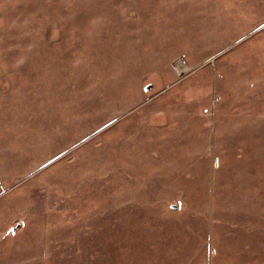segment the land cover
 I'll return each mask as SVG.
<instances>
[{"label":"rangeland","instance_id":"rangeland-1","mask_svg":"<svg viewBox=\"0 0 264 264\" xmlns=\"http://www.w3.org/2000/svg\"><path fill=\"white\" fill-rule=\"evenodd\" d=\"M0 264H264V0H0Z\"/></svg>","mask_w":264,"mask_h":264},{"label":"water","instance_id":"water-1","mask_svg":"<svg viewBox=\"0 0 264 264\" xmlns=\"http://www.w3.org/2000/svg\"><path fill=\"white\" fill-rule=\"evenodd\" d=\"M150 87V86H149Z\"/></svg>","mask_w":264,"mask_h":264}]
</instances>
